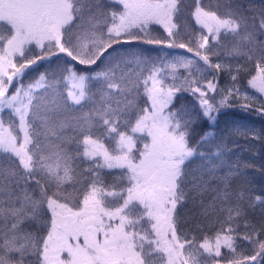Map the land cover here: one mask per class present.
Listing matches in <instances>:
<instances>
[{"label": "snow or ice", "instance_id": "6c2138e0", "mask_svg": "<svg viewBox=\"0 0 264 264\" xmlns=\"http://www.w3.org/2000/svg\"><path fill=\"white\" fill-rule=\"evenodd\" d=\"M0 264H264V0H0Z\"/></svg>", "mask_w": 264, "mask_h": 264}, {"label": "rangeland", "instance_id": "374dc122", "mask_svg": "<svg viewBox=\"0 0 264 264\" xmlns=\"http://www.w3.org/2000/svg\"><path fill=\"white\" fill-rule=\"evenodd\" d=\"M255 123H256V126L259 127V119L258 118H253Z\"/></svg>", "mask_w": 264, "mask_h": 264}, {"label": "trees", "instance_id": "16d2710c", "mask_svg": "<svg viewBox=\"0 0 264 264\" xmlns=\"http://www.w3.org/2000/svg\"><path fill=\"white\" fill-rule=\"evenodd\" d=\"M259 119V118H258Z\"/></svg>", "mask_w": 264, "mask_h": 264}]
</instances>
